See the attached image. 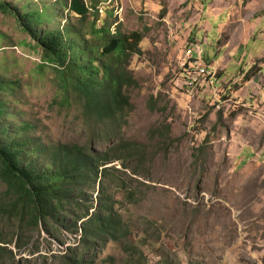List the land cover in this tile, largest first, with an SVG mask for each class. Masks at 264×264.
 I'll list each match as a JSON object with an SVG mask.
<instances>
[{
    "label": "rangeland",
    "instance_id": "obj_1",
    "mask_svg": "<svg viewBox=\"0 0 264 264\" xmlns=\"http://www.w3.org/2000/svg\"><path fill=\"white\" fill-rule=\"evenodd\" d=\"M84 1L122 32L143 34L129 65L132 108L113 124L116 136H95L76 100L61 102L53 71L36 66L38 49L20 43L33 42L1 7L0 78L17 86L0 97L12 121L29 122L45 141L92 136L110 155L119 146L103 197L123 238L91 245L86 263L264 264V0ZM198 67L208 74L185 90L186 71ZM88 200L98 206L96 192ZM79 234L65 233L61 246L33 234L22 255L66 264L61 255L83 254Z\"/></svg>",
    "mask_w": 264,
    "mask_h": 264
},
{
    "label": "trees",
    "instance_id": "obj_2",
    "mask_svg": "<svg viewBox=\"0 0 264 264\" xmlns=\"http://www.w3.org/2000/svg\"><path fill=\"white\" fill-rule=\"evenodd\" d=\"M40 1L26 0L18 7L0 0V7L33 42L24 38L20 43L38 49L36 66L53 71L61 102L75 99L95 136L102 137L101 130L116 136L113 124L132 108L128 91L137 82L129 65L141 54L142 32H122L112 14L100 18L94 2L64 0L63 15L57 0L38 7ZM15 84L0 78L2 90ZM9 109L0 97V264H31L22 254L23 239L33 234L61 246L65 233L76 238L78 232L83 254L72 250L71 256H61L66 264H87L84 253L96 243L123 238L117 235L118 216L103 197L104 180L114 169L107 164L121 159L119 146L110 155L93 148L92 136L80 143L45 141L29 122L12 121L15 113ZM93 192L99 200L95 207L88 200Z\"/></svg>",
    "mask_w": 264,
    "mask_h": 264
},
{
    "label": "built area",
    "instance_id": "obj_3",
    "mask_svg": "<svg viewBox=\"0 0 264 264\" xmlns=\"http://www.w3.org/2000/svg\"><path fill=\"white\" fill-rule=\"evenodd\" d=\"M191 69L189 71H186L188 73L183 80L182 88H184L185 90L195 89V87L200 83L199 81H203L208 74V71L206 70L207 67H198L195 70Z\"/></svg>",
    "mask_w": 264,
    "mask_h": 264
}]
</instances>
